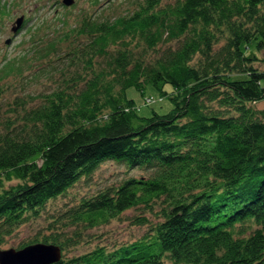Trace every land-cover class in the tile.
<instances>
[{
  "label": "trees",
  "instance_id": "trees-1",
  "mask_svg": "<svg viewBox=\"0 0 264 264\" xmlns=\"http://www.w3.org/2000/svg\"><path fill=\"white\" fill-rule=\"evenodd\" d=\"M137 29L153 46L192 35L149 64L114 50L113 82L94 74L72 92L44 94L43 104L22 116L24 130L0 133V176L20 180L0 190V246L50 199L112 158L150 174L80 198L58 221L92 228L161 196L163 219L140 240L54 264H163V255L175 264H264V110L252 105L264 99V59L261 68L253 64V51L264 49V0H176L151 13L84 23L80 31L92 36L93 53L105 55L111 40ZM148 84L169 99L167 112L138 113L127 90L144 96ZM36 242L63 249L46 237L19 248Z\"/></svg>",
  "mask_w": 264,
  "mask_h": 264
},
{
  "label": "rangeland",
  "instance_id": "rangeland-1",
  "mask_svg": "<svg viewBox=\"0 0 264 264\" xmlns=\"http://www.w3.org/2000/svg\"><path fill=\"white\" fill-rule=\"evenodd\" d=\"M175 1L73 0L72 4L65 5L63 0H0L3 12L0 13V133L13 126L16 129L8 134L16 133L21 128L25 111L43 104L41 96L44 94L58 89L72 92L85 77L94 74L103 75L105 80L113 82L115 73H109L113 69L108 65L114 50H128L135 58L149 64L155 62L164 49L177 47L192 35L191 31L172 40L158 41L153 46L144 38L147 32L137 29L125 34L120 40H111L104 52L101 49L104 42H100L96 49L100 45L105 55L93 53L92 36L80 31L84 23L113 21L136 11L151 13ZM20 16H23L22 23L13 31V25ZM253 54L259 58L254 61V66L261 68L264 49L254 50ZM199 59L201 55L194 57L192 62L196 63ZM114 87L118 89L119 85L114 84ZM145 89L144 96L134 88L127 90L128 96L136 102L140 115H150L152 109L165 113L172 107L169 99L161 97L153 86L148 84ZM164 89L170 93L173 88L167 83ZM252 105L257 110H264V99ZM106 111L98 118V122L107 120ZM149 174L146 168H129L124 162L112 158L104 160L89 177H81L64 194L50 199L38 215L28 217L6 238L0 249H18L30 240L43 241L46 237L51 241V238H57L58 242H63L61 258L66 260L98 246L110 251L119 245L142 239L151 232L154 224L163 219L161 209L165 206L162 202L164 196L148 207L143 204L132 206L92 228L82 224L64 225L58 221V217L82 197L117 188L129 178L141 179ZM19 181L6 180L0 176V190ZM255 227L252 225L246 235ZM70 238L78 243L71 245L67 241ZM161 259L163 264H175L166 255Z\"/></svg>",
  "mask_w": 264,
  "mask_h": 264
},
{
  "label": "water",
  "instance_id": "water-1",
  "mask_svg": "<svg viewBox=\"0 0 264 264\" xmlns=\"http://www.w3.org/2000/svg\"><path fill=\"white\" fill-rule=\"evenodd\" d=\"M65 5H70L73 0H63ZM23 16H20L13 25L16 31L21 25ZM61 248L58 245L36 242L18 249H0V264H54L61 260Z\"/></svg>",
  "mask_w": 264,
  "mask_h": 264
},
{
  "label": "bare ground",
  "instance_id": "bare-ground-1",
  "mask_svg": "<svg viewBox=\"0 0 264 264\" xmlns=\"http://www.w3.org/2000/svg\"><path fill=\"white\" fill-rule=\"evenodd\" d=\"M152 99V98H151ZM154 100V99H153Z\"/></svg>",
  "mask_w": 264,
  "mask_h": 264
}]
</instances>
